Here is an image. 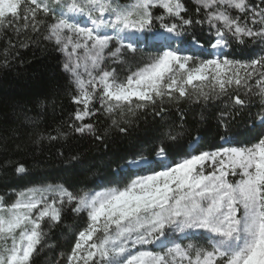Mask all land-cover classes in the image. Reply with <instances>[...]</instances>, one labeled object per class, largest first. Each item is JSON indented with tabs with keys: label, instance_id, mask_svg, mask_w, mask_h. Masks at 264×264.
<instances>
[{
	"label": "snow or ice",
	"instance_id": "snow-or-ice-1",
	"mask_svg": "<svg viewBox=\"0 0 264 264\" xmlns=\"http://www.w3.org/2000/svg\"><path fill=\"white\" fill-rule=\"evenodd\" d=\"M194 3L190 13L186 0H0L5 66L40 40L64 56L76 108L49 141L74 133L111 151L101 117L127 136L140 113L224 103L207 129L186 128L181 113L154 159L113 153L124 164L111 186L38 183L0 194V264H37L68 209L85 223L64 264H264V131L243 140L235 125L257 96L264 129V0ZM69 161L86 163L79 153Z\"/></svg>",
	"mask_w": 264,
	"mask_h": 264
},
{
	"label": "trees",
	"instance_id": "trees-1",
	"mask_svg": "<svg viewBox=\"0 0 264 264\" xmlns=\"http://www.w3.org/2000/svg\"><path fill=\"white\" fill-rule=\"evenodd\" d=\"M186 5L190 13L194 12L193 0H186ZM7 46L6 39L0 38V194H7V198L13 196L14 189L38 183L96 189L111 186L109 181L116 178L117 165L124 164V160L113 153L132 159V154L142 152L154 159L152 147L181 123V113L186 128L207 129L217 123L224 108L220 100L182 101L178 105H168L163 118L155 117L151 111L140 113L133 118L135 123L127 136L109 128L110 121L101 117L99 127L101 131L108 128L106 139L111 151L94 138L74 133L67 139L49 141V133L56 135L57 130H68L67 123L76 108L72 102L74 85L62 67L64 56L54 44L40 40L29 48L19 49V56L5 66L2 53ZM260 109V98L253 96L252 104L236 116V129L244 133L243 140H252L264 131L255 119ZM180 139L186 141L188 136ZM75 153L86 163L70 162L69 157ZM18 164H24L29 172L17 174ZM123 171L137 170L127 168ZM84 223L83 214L77 216L70 209L66 210L63 222L51 234L50 242L55 246L37 256V264H56V261L64 264L60 254L69 252L75 232Z\"/></svg>",
	"mask_w": 264,
	"mask_h": 264
},
{
	"label": "rangeland",
	"instance_id": "rangeland-1",
	"mask_svg": "<svg viewBox=\"0 0 264 264\" xmlns=\"http://www.w3.org/2000/svg\"><path fill=\"white\" fill-rule=\"evenodd\" d=\"M193 1H194V0H193ZM257 1L259 2V0H256V2H257ZM197 51H198V50H197ZM189 54H190V53H189ZM140 55H141L140 53H139V54L137 53V56H140ZM109 62H110V61H109ZM113 66H116V65H113ZM122 75H123V73H122ZM126 169H127V168H125L124 170H126ZM132 169H133V170H136V169H134V168H132ZM133 178H134V177H133ZM97 190H99V189H97ZM180 242H182V243H188V241H180ZM192 242L195 243V242H197V241L194 240V241H192Z\"/></svg>",
	"mask_w": 264,
	"mask_h": 264
}]
</instances>
